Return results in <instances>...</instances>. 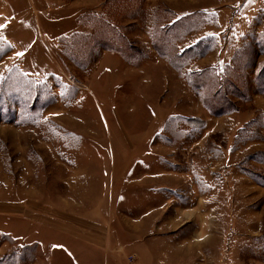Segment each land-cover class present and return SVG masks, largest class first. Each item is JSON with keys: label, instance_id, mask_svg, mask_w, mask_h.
Masks as SVG:
<instances>
[{"label": "rangeland", "instance_id": "374dc122", "mask_svg": "<svg viewBox=\"0 0 264 264\" xmlns=\"http://www.w3.org/2000/svg\"><path fill=\"white\" fill-rule=\"evenodd\" d=\"M161 1L0 0L3 264L13 254L22 259L16 264H79L78 250L69 247L83 240L107 247L95 263L108 264L112 253V264H138L142 253L125 247L136 242L130 231L139 227L148 229L141 235L149 239L143 251L148 264H180L186 256L213 264H264V89L253 81L264 51L248 70V89L229 96L233 107L226 109L233 112L212 114L202 91L191 90L202 116H172L163 126L161 117L183 104L167 95L168 87L162 90L157 75L144 90L140 78L112 72L108 63L100 66L103 54L114 52L112 29L120 35L116 49L125 51L130 43L150 51L152 21L160 13L167 21L180 19L171 8L189 3ZM141 6L144 14L135 12ZM102 33L109 43L100 40ZM74 34H84L87 42L97 38L93 59L87 60L88 50L70 47ZM247 35L243 43L264 36V10ZM211 66L217 67L200 71ZM170 77L164 76L166 86ZM117 118L142 136H118ZM152 129L160 134L149 150L143 134ZM142 149L143 155L137 153ZM133 162L125 176L121 167ZM162 166L164 175L157 178ZM174 172L190 174L188 181L175 185ZM179 209L190 211L178 215ZM112 240L120 247L112 249Z\"/></svg>", "mask_w": 264, "mask_h": 264}, {"label": "crops", "instance_id": "0c3cea01", "mask_svg": "<svg viewBox=\"0 0 264 264\" xmlns=\"http://www.w3.org/2000/svg\"><path fill=\"white\" fill-rule=\"evenodd\" d=\"M188 1H189L188 5L182 6L183 8H179V7L171 8L172 12H174V14L177 15V18H180L182 16L193 15V14H201L202 16H204V22L198 30L191 32L188 36L183 38V40L178 42L179 50L184 51V49L194 46L199 41L207 37H214L215 45L206 56L191 62L186 68H184L185 73L200 71L204 69L206 66L211 64L222 68L226 65H229L232 61L235 52L242 46V43L246 41V37L249 36L247 35V32L250 29L251 21L254 20V17H256L257 14L261 12V10H264V0H231L228 1V3L226 4H222L221 0H195L196 2L194 3L193 0H188ZM165 4H166L165 1L162 0L160 6L161 5L164 6ZM160 6L158 2L156 4L155 9ZM149 52L151 58L143 61L139 66L125 65L122 63V58L120 54L114 52L112 53L106 52L105 54H103L102 61L100 62V66L103 64L102 67H104L108 63L110 67L112 65V72H115L117 70L118 71L123 70L126 78H130V79L140 78L141 79L140 88L144 90L154 85V75H157V77H159L161 80V83H159V85H161L162 90L164 91L168 87L167 95L169 94L170 98L176 97V101L177 102L181 101L180 103L183 104L182 108L178 112L174 114H166V115L164 114L160 119L161 126L164 125V122L166 121L167 118H170L172 116H188V117H197L198 115L202 116L201 114L202 108L201 106L198 107V104L196 103V97L189 89L185 79L180 77V75L170 67V65L167 63L166 60L159 57L153 48H151ZM172 72H174V74L177 76V79H175V76L172 75ZM168 74H171V77L169 78V81L167 80L168 83L166 86L164 83V76ZM172 79H174V82H170V80ZM122 84H124L123 81ZM143 85H146V88ZM121 86L123 85L120 84L118 85L117 88H121ZM179 91H183V94L182 92ZM170 92L172 94H170ZM159 99H161V93ZM202 112L204 113L203 109ZM117 120L118 122L121 121L120 118H117ZM113 133L114 132L112 131V134ZM118 133H119L118 136L124 139H128L129 137L131 138L133 136L134 137L142 136V135H135L136 133L133 130L130 132L123 125L122 122H120V129ZM159 134H160L159 130H153V129L144 132L143 137L147 138V143L149 144L147 148L149 150L153 149L152 143H154V138L157 137ZM126 144L128 146L129 145L131 146L132 141L130 143L126 141ZM131 148L133 147L131 146ZM133 150H135L136 152V147ZM137 153H142L141 155H143V149ZM134 163L135 162H133V164L127 166L123 165L121 167L122 170H124L125 176L127 174H130L132 170V165H134ZM148 164H149L148 162L144 163L145 167H147ZM160 171L163 172L162 174L161 173L156 174L157 178L159 176L163 177L164 175L163 166L160 167ZM189 175L190 174H186V173L179 174L177 172H174L173 175H171L170 177L174 181L175 185L176 184L181 185L180 180L184 179L187 182L189 179ZM148 176L149 175L145 176L144 179L146 178L148 179ZM113 180H114V175H112V181ZM168 183L170 182L168 181ZM179 210L180 212L178 213V215L181 213L188 215V212L190 211L187 209H179ZM113 215H114V211H112V216ZM181 217L183 218V216ZM132 228L133 227H131V229ZM163 230L164 229H161V231ZM147 231L148 229H144V228L142 229V227H139L134 231L133 230L130 231L131 237H134L132 236L134 234L137 237L136 242L132 240L130 241L131 242L130 245L125 247L127 251H129V248L131 249V251L129 252L132 253L136 252L140 254L142 253L141 254L142 257L140 258V262H138V264H148V262L145 261V256L143 255L144 254L143 251L146 250L145 246L148 244L149 239L146 241L145 236L144 237L141 236L143 233H147ZM115 244L118 245L119 247L121 245L113 241L111 243L112 249L116 247ZM185 244L188 245L189 243H182L181 247L182 245L186 246ZM71 248L78 250L77 261L79 264H99V261L98 263H95V260L100 259L99 257L102 255V250H105L107 247L105 246L101 247L100 245L93 244L92 241L83 240V242H77L74 247L70 246L69 250ZM85 251L88 252L85 253ZM112 256H113L112 253L111 255L107 254V257H109L108 264H112ZM120 262H122V260H120ZM179 262L180 264H213L214 261L213 259L207 260V258H205V260L200 261L198 259H192L186 256V257H181L179 259Z\"/></svg>", "mask_w": 264, "mask_h": 264}, {"label": "trees", "instance_id": "16d2710c", "mask_svg": "<svg viewBox=\"0 0 264 264\" xmlns=\"http://www.w3.org/2000/svg\"><path fill=\"white\" fill-rule=\"evenodd\" d=\"M138 10V13L140 14L144 12L142 6L139 7V9L137 7L135 12ZM133 18H135L134 20L138 19V17ZM163 18V13H160L156 21H152L150 32V40L152 42L151 47L156 51L159 57L167 61L170 67L177 72L180 77L185 79L190 90L194 92L202 91V102L212 114L215 112L217 115H227L233 112V110L226 109V107H233V104L228 98L236 91L239 93V90L246 91L248 89L250 81L248 70L252 69L251 64L253 63V59L256 57L259 58V50L264 51V36L257 38V40L243 43V45L235 52L231 63L222 69L211 66V68L207 70L185 73L184 68H186L192 60L202 58L212 50L215 45V38L207 37L199 41L194 46L184 49V51H180L178 48V42L183 40V38L188 36L191 32L198 30L204 22V16L201 14H193L181 17L180 19H176L174 21H167ZM116 36L120 37L119 34L115 35V31L112 29V43H109L110 41L108 40V37H104L103 33L99 38L100 40L104 38L106 42L110 45L112 44V51L121 54L124 59H126V62L132 66H139L143 61L151 58L149 51L140 48L138 49L135 45L130 43L129 47L126 49L127 51L120 50L118 48L116 49L115 47H118L119 44ZM82 38L88 37L84 34H74L71 36L69 38L70 47L75 48L76 46L81 52L88 50L86 53L87 60L93 59V48H95L98 43L96 42L97 38L90 41L92 45L89 48L85 46L90 42L82 41L87 40ZM99 45L102 47L101 44ZM72 52V60L74 64L78 66V64H80L79 58L76 56L74 49ZM127 52H129L130 55H128ZM98 56L95 57L94 60L97 59ZM131 59H133L135 63L130 61ZM94 60L92 62H94ZM253 76V81L256 83L259 91H263L264 63L257 66ZM220 94L223 95V98L221 100H217L216 97ZM19 260L22 259L17 254H13L12 256L6 258L4 264H16V261ZM0 264H3V262H0Z\"/></svg>", "mask_w": 264, "mask_h": 264}, {"label": "snow or ice", "instance_id": "6c2138e0", "mask_svg": "<svg viewBox=\"0 0 264 264\" xmlns=\"http://www.w3.org/2000/svg\"><path fill=\"white\" fill-rule=\"evenodd\" d=\"M17 55H22V53H17Z\"/></svg>", "mask_w": 264, "mask_h": 264}]
</instances>
